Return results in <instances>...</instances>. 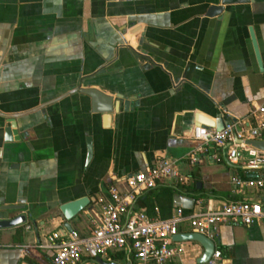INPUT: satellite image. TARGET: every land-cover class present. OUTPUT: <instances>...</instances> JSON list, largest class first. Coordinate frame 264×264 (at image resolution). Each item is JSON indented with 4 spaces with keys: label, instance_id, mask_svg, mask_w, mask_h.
<instances>
[{
    "label": "crops",
    "instance_id": "obj_1",
    "mask_svg": "<svg viewBox=\"0 0 264 264\" xmlns=\"http://www.w3.org/2000/svg\"><path fill=\"white\" fill-rule=\"evenodd\" d=\"M88 86L119 93L128 106L120 100L103 126L82 91ZM260 102L264 0H0V217H25L0 227V264H51L52 231L86 235L99 220L94 205L66 220L58 204L105 193L114 178L159 156L187 177L164 181L184 184L205 207L243 198L264 207V188L233 182L264 174V165L214 160L209 151L193 164L184 157L196 143L194 125L250 124ZM9 117L18 139L6 133ZM178 227L190 230L186 222ZM213 242L214 264H264V215L219 224ZM202 250L190 239L166 264H207L196 261Z\"/></svg>",
    "mask_w": 264,
    "mask_h": 264
},
{
    "label": "built area",
    "instance_id": "obj_2",
    "mask_svg": "<svg viewBox=\"0 0 264 264\" xmlns=\"http://www.w3.org/2000/svg\"><path fill=\"white\" fill-rule=\"evenodd\" d=\"M263 111V102L253 106L250 112L253 122L250 124L242 119H226L219 128L194 125L191 135L196 143L184 157L193 164L201 154L209 151L211 158L219 160L223 157L220 149L227 144L224 157L229 162L264 165V149L244 142L248 138L264 139V119L261 117ZM161 178L173 182L187 179L178 171L173 159L163 156L114 178L107 185L105 193L94 196L92 205L97 207L99 220H91L92 226L88 234L81 235L74 228L50 233L47 242L52 250L50 263L74 264L82 259L92 260L95 256L118 262L120 259L113 258L114 255L123 250L125 256V246H129L133 264H166L171 257L180 255L184 244L190 240L172 238L174 233L180 231V222H186L189 231L213 239L219 224H248L264 215V207L249 198L224 200L213 208L205 207L195 200L190 209L176 206L166 217L150 216L143 210L134 209V196ZM119 181L125 184L124 188L118 185ZM233 182L238 189L242 186L264 188V174L254 173L246 178L236 176ZM219 259V250L213 249L205 262L214 264Z\"/></svg>",
    "mask_w": 264,
    "mask_h": 264
},
{
    "label": "water",
    "instance_id": "obj_3",
    "mask_svg": "<svg viewBox=\"0 0 264 264\" xmlns=\"http://www.w3.org/2000/svg\"><path fill=\"white\" fill-rule=\"evenodd\" d=\"M211 9H217L216 6L214 8L211 7ZM250 40L253 48V52L255 55V59L257 62V65L261 67V61H260V55L258 52V48L256 45V41L254 39V36L252 32H250ZM82 91L86 93L89 96L90 99V108L93 111H97L100 113V117L102 120V125L107 126L110 119V113L116 112L118 110L119 101L121 100L123 103V108L125 109L128 106L129 100L127 98L123 99L121 98V95L119 93H116L114 97H112L111 94L106 93L99 88L88 86L82 88ZM197 120L204 124L211 125L212 122L209 118L202 116L200 114H197L196 116ZM6 133L9 137H14L15 139H18V133L15 129V123L13 118L9 117L6 118ZM239 141V140H237ZM245 143H248L254 147L264 149V139H258V138H248L244 139ZM225 144L223 146H226ZM91 154V143L90 138L86 137V157L85 161H87ZM224 154V152H223ZM223 158L226 160V158L223 155ZM95 197L94 195H88V194H82L80 196L71 198L69 200L60 202L58 204V210L60 214L65 218L66 220L70 219L72 216H74L77 212H79L83 208H91L92 202L94 201ZM195 202V193H192L190 191L184 190H176L171 195V204L173 207L179 206L185 209H190ZM22 207L21 204H7L3 206V208L9 209V208H18ZM25 220L24 214L18 213L11 217H0V227L4 226H10L14 224L21 223ZM172 238L175 240H185V239H194L197 240L203 247V250L201 254L196 258V261L199 263L205 262L211 255L213 249H214V242L213 239H210L200 233L194 232V231H178L172 235ZM131 250L129 246H125V258L124 262L120 263L115 260H104L99 256H95L92 258V261L94 264H133L132 259L130 257Z\"/></svg>",
    "mask_w": 264,
    "mask_h": 264
},
{
    "label": "trees",
    "instance_id": "obj_4",
    "mask_svg": "<svg viewBox=\"0 0 264 264\" xmlns=\"http://www.w3.org/2000/svg\"><path fill=\"white\" fill-rule=\"evenodd\" d=\"M176 190L184 191L187 189L184 184H173L164 181L162 178L157 179L152 186L142 189L134 196L133 208L143 210L150 216L166 217L172 208L171 195ZM130 257L134 263L132 254ZM113 258L123 259L124 251H118Z\"/></svg>",
    "mask_w": 264,
    "mask_h": 264
},
{
    "label": "rangeland",
    "instance_id": "obj_5",
    "mask_svg": "<svg viewBox=\"0 0 264 264\" xmlns=\"http://www.w3.org/2000/svg\"><path fill=\"white\" fill-rule=\"evenodd\" d=\"M121 261H123V259H121ZM133 261H134V259H133Z\"/></svg>",
    "mask_w": 264,
    "mask_h": 264
}]
</instances>
